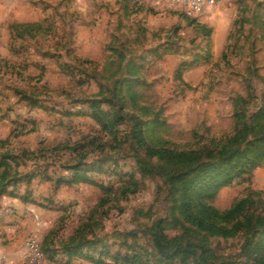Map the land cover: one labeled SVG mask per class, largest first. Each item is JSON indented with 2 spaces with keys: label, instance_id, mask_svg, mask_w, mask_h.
<instances>
[{
  "label": "rangeland",
  "instance_id": "374dc122",
  "mask_svg": "<svg viewBox=\"0 0 264 264\" xmlns=\"http://www.w3.org/2000/svg\"><path fill=\"white\" fill-rule=\"evenodd\" d=\"M261 133L264 0L194 18L164 0H0V264H32L31 239L43 264H264V161L191 187ZM185 189L223 231L186 221Z\"/></svg>",
  "mask_w": 264,
  "mask_h": 264
},
{
  "label": "trees",
  "instance_id": "16d2710c",
  "mask_svg": "<svg viewBox=\"0 0 264 264\" xmlns=\"http://www.w3.org/2000/svg\"><path fill=\"white\" fill-rule=\"evenodd\" d=\"M245 130L247 131L248 129L245 128ZM243 143L244 144H240L235 150H230L228 153L220 156L217 163L201 164L202 168L198 172L194 173L191 187L193 188L195 185L201 183H207L209 187L229 184L241 174H244L252 169V167L259 166L264 161V133L252 135L250 139L246 138ZM149 152L150 154L156 155L158 158L163 160H170L175 157H189V155L186 154L175 155L174 153L164 149L157 150L150 148ZM6 165L8 166V164H0V168H3V174H0V196L6 194L9 187L8 183L4 181L8 171L10 170V167H7ZM192 172L193 170H191V173L187 174H192ZM81 181H88V179L80 176L79 171H76L73 176V182ZM190 195V189H185L183 191L182 198H180V206L178 207L179 213L185 217L186 221L191 223L200 231H208L211 233H219L220 231H223L224 228L217 226L209 217L206 218L205 216H198L193 212L191 208ZM245 202L246 200H242L233 209L227 211L225 219L229 220L240 214ZM154 236L156 237L155 245L160 250L161 254H168L167 245L174 242L175 252L173 257H176L181 253V240H178L177 237L172 240H168L166 237L164 238L162 228H160ZM42 251L45 254L43 249ZM99 263L116 264V262L107 263L101 260Z\"/></svg>",
  "mask_w": 264,
  "mask_h": 264
},
{
  "label": "built area",
  "instance_id": "2783aa9c",
  "mask_svg": "<svg viewBox=\"0 0 264 264\" xmlns=\"http://www.w3.org/2000/svg\"><path fill=\"white\" fill-rule=\"evenodd\" d=\"M167 2L178 3L188 17H197L207 11L209 8L218 5L223 0H164ZM27 259L32 264H43L46 261V255L42 251L41 244L36 239L29 240L27 244Z\"/></svg>",
  "mask_w": 264,
  "mask_h": 264
}]
</instances>
